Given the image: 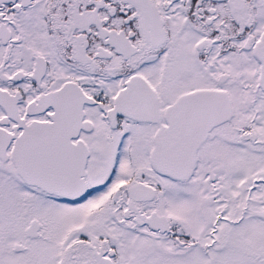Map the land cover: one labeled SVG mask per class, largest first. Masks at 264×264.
<instances>
[{
  "label": "snow or ice",
  "instance_id": "snow-or-ice-1",
  "mask_svg": "<svg viewBox=\"0 0 264 264\" xmlns=\"http://www.w3.org/2000/svg\"><path fill=\"white\" fill-rule=\"evenodd\" d=\"M0 264H264V0H0Z\"/></svg>",
  "mask_w": 264,
  "mask_h": 264
}]
</instances>
